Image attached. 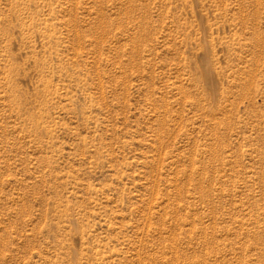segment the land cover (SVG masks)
<instances>
[{
	"label": "rangeland",
	"instance_id": "374dc122",
	"mask_svg": "<svg viewBox=\"0 0 264 264\" xmlns=\"http://www.w3.org/2000/svg\"><path fill=\"white\" fill-rule=\"evenodd\" d=\"M0 264H264V0H0Z\"/></svg>",
	"mask_w": 264,
	"mask_h": 264
}]
</instances>
